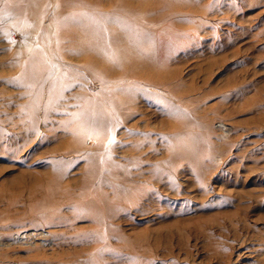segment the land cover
I'll return each mask as SVG.
<instances>
[{"label":"rangeland","instance_id":"1","mask_svg":"<svg viewBox=\"0 0 264 264\" xmlns=\"http://www.w3.org/2000/svg\"><path fill=\"white\" fill-rule=\"evenodd\" d=\"M0 264H264V0H0Z\"/></svg>","mask_w":264,"mask_h":264},{"label":"bare ground","instance_id":"2","mask_svg":"<svg viewBox=\"0 0 264 264\" xmlns=\"http://www.w3.org/2000/svg\"><path fill=\"white\" fill-rule=\"evenodd\" d=\"M102 50L103 49L101 48V52L99 51L98 54H100V55L103 54ZM95 108H96L95 106H91V109H95ZM85 111H86V108L81 106L79 108V110L76 112L83 114ZM93 119H95V118H93ZM58 162H59L58 164L57 163L55 164V162L54 163L52 162V167H53L52 173L53 174L49 178V185H50V188H49L50 192L49 193L50 194H52V192L54 191V189L51 187L61 186L60 185L62 183L61 177L63 176L62 174H65V173H63V171L60 169V167L65 166L66 164H68V162L70 163V162H74V161H72L71 159H66V161L59 160ZM110 176H111V174H109V169L107 167V163L104 162L102 158H99L98 160L87 159V162L85 165V175H83V177L81 179L82 181H81V183H79L81 186H79L77 189L71 190V189H69V186H67L69 184L63 183L62 186H65V184H67V185L63 188V190H62L63 193L60 197H58V200L60 203H63V202L69 203V202H73V200H74V206L79 207V213L81 214V217L89 218L94 223H98L103 216L108 218V221L111 223L114 221V216H115V209H114V203L113 202L117 198V192H115L113 189V183L111 182ZM73 182H76V181H73ZM93 184L95 186L99 187L100 193H103L101 190L103 187L104 188L106 186L111 187V191L109 192V196H107L106 198L105 197L103 198V196L98 197V199L96 201H93L90 199L91 201L88 202V205L85 208H82L81 204L79 203V200H81L82 197L86 196L87 194H90L89 191H91V190L94 191L95 186H91V188L89 189V186L93 185ZM95 195H96V193H95ZM95 197H97V196H95ZM46 198L43 197V198L37 200L35 197V203H33V204H35V205L40 204V205H44L43 207H47V205H49L51 203V202H49V201H51L50 195L47 194ZM108 203H110V205L107 207V210H105V212L103 214L100 213L98 211V209H96V207L107 205ZM74 216H73V218H77L76 214H74Z\"/></svg>","mask_w":264,"mask_h":264}]
</instances>
